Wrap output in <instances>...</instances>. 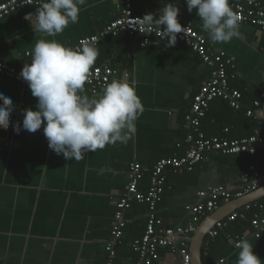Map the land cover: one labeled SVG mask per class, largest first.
Masks as SVG:
<instances>
[{
    "label": "crops",
    "instance_id": "1",
    "mask_svg": "<svg viewBox=\"0 0 264 264\" xmlns=\"http://www.w3.org/2000/svg\"><path fill=\"white\" fill-rule=\"evenodd\" d=\"M118 2L86 0L80 6L78 23H70L55 37L34 33L25 20L27 14L35 15L37 7L18 9L0 21V62L16 68L30 63L34 44L42 38L75 49L81 39L98 34L117 18ZM167 3L179 8L181 24L205 35L213 52H224L232 59L230 87L244 91L238 111L230 110L220 100L210 104L201 120L205 135L239 140L254 135L256 130L259 133L260 127L245 111L257 90L264 88V31L240 25L242 39L214 44L195 10L187 11L185 0H132L136 15L153 13L154 18H159V10ZM141 40L122 35L103 39L95 46L99 55L92 68L108 65L114 72L112 80L133 84L144 111L135 122L136 133L126 144L117 142L88 152L80 161L67 160L49 149L43 126L35 133L22 127L19 134L13 130L17 123L22 126V110L36 109L37 99L30 89L0 76V93L10 97L15 106L9 128L0 129V264H103L115 204L124 190L129 165L138 162L151 168L158 160L184 154V117L193 96L208 79L209 69L184 46L167 47V41L150 38L149 45L141 48ZM102 90L92 94L84 88L80 95L91 99ZM251 159L243 154L209 155L192 173L174 175L166 170L170 188L164 191L158 218L167 227L186 226L189 216L185 207L198 201L197 193L223 185L236 194L239 178L248 166L256 164L260 168L257 160L249 163ZM143 181L141 188L145 191L148 175ZM125 219L123 244L116 249L115 264L134 262L131 244L144 232L145 207L133 206ZM254 233L250 219L237 220L210 240L207 263L225 259L228 264H236L239 249L235 245L247 239L264 264V230L258 237ZM191 237H177L176 249L187 246L190 252ZM156 264H182V259L175 249L167 247L159 249Z\"/></svg>",
    "mask_w": 264,
    "mask_h": 264
},
{
    "label": "built area",
    "instance_id": "2",
    "mask_svg": "<svg viewBox=\"0 0 264 264\" xmlns=\"http://www.w3.org/2000/svg\"><path fill=\"white\" fill-rule=\"evenodd\" d=\"M41 0H0V21L10 16L20 8L39 7ZM233 10L241 17L240 25H249L264 31V5L259 0H230ZM136 18H143L135 14L132 0H119L118 15L108 23L98 34L85 37L97 46L106 38H116L122 35L140 37V47L145 48L144 41L150 38L160 39L158 33L141 34ZM185 28L184 33L177 34L175 46L181 45L197 55L201 63L209 69V77L201 84L199 92L193 96L189 111L183 121L186 131L185 142L187 148L180 157L158 160L151 168H144L138 162H132L127 170V180L124 190L115 204V212L107 243L104 247L105 259L103 264H115L116 249L123 244L126 219L125 213L133 206H144L146 210V222L144 232L139 239L131 244L135 260L132 264H156L158 251L170 247L175 249L182 259V264H191V254L187 246L176 249L177 237L189 238L196 231L199 224L210 214L234 199H240L256 192L264 185V170L256 164L248 166L247 170L239 178V191L236 194L229 192L223 185L213 186L206 191L198 192V201L187 205L185 211L189 216V222L182 227H167L157 216L158 207L162 202L163 194L167 186L165 171L170 170L173 174L191 172L200 164L206 156H232L247 155L255 158L257 151L264 147V138L258 131L244 139H226L219 137H207L201 129V120L209 110L210 104L215 100L226 102L233 111L242 107V94L239 90L230 87L229 70L232 68V59L224 52H213L207 43L205 35L189 25L181 24ZM164 26H161V31ZM80 40V41H81ZM161 40V39H160ZM79 41V45H80ZM167 41V40H165ZM78 45V46H79ZM16 68L0 62V76L13 80L21 86L30 89L27 82L19 77L22 68ZM113 70L108 66L90 69L89 80L84 88L92 94L102 90L111 82ZM259 97L251 102L245 111L248 118L254 120L257 126L264 124V88L259 90ZM148 175V182L143 191L141 183L144 176ZM250 215V225L258 237L259 232L264 230V197L258 201L245 204L222 220L217 222L206 237L210 241L220 232L227 229L237 220L247 219ZM215 264H228L225 259H219Z\"/></svg>",
    "mask_w": 264,
    "mask_h": 264
},
{
    "label": "clouds",
    "instance_id": "3",
    "mask_svg": "<svg viewBox=\"0 0 264 264\" xmlns=\"http://www.w3.org/2000/svg\"><path fill=\"white\" fill-rule=\"evenodd\" d=\"M185 2L189 13L195 10L212 43L226 44L234 38H243L239 31L241 17L233 10L230 0ZM85 3L86 0H41L35 15L29 13L25 20L34 33L55 37L70 23H78L80 6ZM154 15L146 13L143 18H136L134 27L141 34L156 31L161 40H167V47L175 46L177 34L185 31L178 21L179 8L167 3L159 10V18ZM161 26H164L162 31ZM143 43L146 46L149 41ZM98 55V49L87 39L81 40L75 49L55 39L37 40L31 62L19 73L37 99L36 109L22 110V126L17 123L13 130L19 134L22 127L35 133L43 126L49 149L67 160L80 161L88 152L117 142L126 144L136 133L135 122L144 111L134 85L113 79L98 97L80 95ZM14 107L12 99L0 93V129L9 128ZM235 247L239 249L236 264H262L247 239L239 240Z\"/></svg>",
    "mask_w": 264,
    "mask_h": 264
},
{
    "label": "water",
    "instance_id": "4",
    "mask_svg": "<svg viewBox=\"0 0 264 264\" xmlns=\"http://www.w3.org/2000/svg\"><path fill=\"white\" fill-rule=\"evenodd\" d=\"M264 197V185L247 196H244L240 199L233 200L224 206L220 207L218 210L207 216L197 227L196 231L193 233L190 238L191 243V264H203L202 262V247L206 238V235L213 226L226 217L231 212L240 209L247 203L255 202Z\"/></svg>",
    "mask_w": 264,
    "mask_h": 264
},
{
    "label": "trees",
    "instance_id": "5",
    "mask_svg": "<svg viewBox=\"0 0 264 264\" xmlns=\"http://www.w3.org/2000/svg\"><path fill=\"white\" fill-rule=\"evenodd\" d=\"M260 2H261V4L262 5H264V0H259ZM123 36H126L127 38H129L127 35H123ZM109 38V37H108ZM111 39H116V38H111ZM119 38H117V40H118ZM238 90H241V93H242V96L244 95V91H243V89H238ZM259 91L257 90V92H256V95H255V97L253 98H251V100L253 101V99H255V98H258L259 97ZM196 95V94H195ZM221 101V100H220ZM251 101V102H252ZM214 102V101H213ZM223 102V101H222ZM227 106H228V104L226 103V102H224ZM251 105V104H250ZM250 107V106H249ZM228 108L230 109V110H232L229 106H228ZM208 112V111H207ZM259 135L262 137V138H264V124H263V126H261L260 128H259ZM254 160H257L258 162H259V164H260V168H261V170H264V147L263 148H261V149H259L258 151H257V155H256V158H254V159H251L250 160V162L249 163H253L254 162ZM195 168V167H194ZM194 170H192V172H193ZM192 172H190V173H192ZM183 174H188V172H184ZM174 175H177V174H174ZM143 184H144V181H143ZM142 183H141V186L143 185ZM247 219H249V217H250V215H248L247 214ZM210 241H208L207 239L205 240V242H204V244H203V247H202V255H201V258H202V262H203V264H208L207 263V261H206V258H207V256H209L210 255V253H209V249H210Z\"/></svg>",
    "mask_w": 264,
    "mask_h": 264
}]
</instances>
